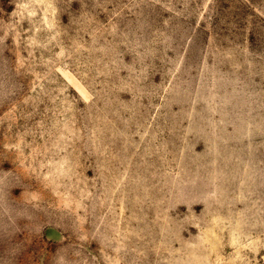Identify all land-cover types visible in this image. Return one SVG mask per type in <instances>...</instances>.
I'll return each instance as SVG.
<instances>
[{"label": "rangeland", "instance_id": "obj_1", "mask_svg": "<svg viewBox=\"0 0 264 264\" xmlns=\"http://www.w3.org/2000/svg\"><path fill=\"white\" fill-rule=\"evenodd\" d=\"M0 264H264V0H0Z\"/></svg>", "mask_w": 264, "mask_h": 264}]
</instances>
